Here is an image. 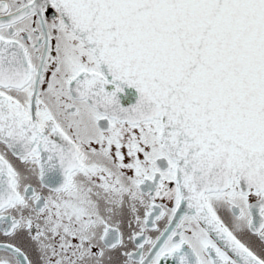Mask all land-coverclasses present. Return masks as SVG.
I'll return each mask as SVG.
<instances>
[{"label":"snow or ice","instance_id":"1","mask_svg":"<svg viewBox=\"0 0 264 264\" xmlns=\"http://www.w3.org/2000/svg\"><path fill=\"white\" fill-rule=\"evenodd\" d=\"M0 264H264V0H0Z\"/></svg>","mask_w":264,"mask_h":264}]
</instances>
